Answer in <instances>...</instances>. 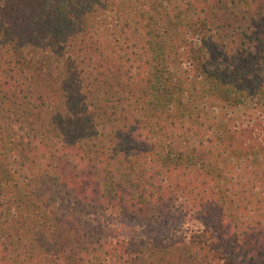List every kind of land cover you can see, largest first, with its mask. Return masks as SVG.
Segmentation results:
<instances>
[{"label":"trees","instance_id":"16d2710c","mask_svg":"<svg viewBox=\"0 0 264 264\" xmlns=\"http://www.w3.org/2000/svg\"><path fill=\"white\" fill-rule=\"evenodd\" d=\"M0 264H264V0H0Z\"/></svg>","mask_w":264,"mask_h":264},{"label":"rangeland","instance_id":"374dc122","mask_svg":"<svg viewBox=\"0 0 264 264\" xmlns=\"http://www.w3.org/2000/svg\"><path fill=\"white\" fill-rule=\"evenodd\" d=\"M194 221H197V220L192 219V217L190 215L185 216L180 211L179 212H173V214L171 215V218L166 219L164 222L160 223L159 225H156L151 230L153 231L154 234H158L160 237H165V236L169 235L174 230V226H176L178 224H182V223L190 224V222H194ZM167 224H169L168 227L166 226ZM130 228L131 229L125 230V231L127 233L132 234V235H136L138 232L137 231L138 228H136V226L134 224H131ZM181 229H183V228H181ZM117 233H122V232H117Z\"/></svg>","mask_w":264,"mask_h":264}]
</instances>
